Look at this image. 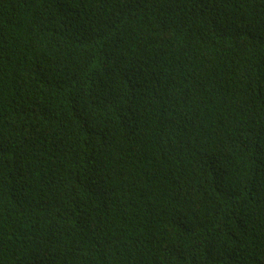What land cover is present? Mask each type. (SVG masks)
I'll use <instances>...</instances> for the list:
<instances>
[{
	"label": "trees",
	"instance_id": "16d2710c",
	"mask_svg": "<svg viewBox=\"0 0 264 264\" xmlns=\"http://www.w3.org/2000/svg\"><path fill=\"white\" fill-rule=\"evenodd\" d=\"M0 264H264V0H0Z\"/></svg>",
	"mask_w": 264,
	"mask_h": 264
}]
</instances>
